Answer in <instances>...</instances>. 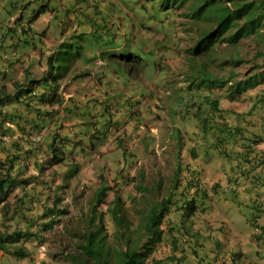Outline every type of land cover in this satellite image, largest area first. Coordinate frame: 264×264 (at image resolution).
Instances as JSON below:
<instances>
[{
    "label": "clouds",
    "instance_id": "9594fccd",
    "mask_svg": "<svg viewBox=\"0 0 264 264\" xmlns=\"http://www.w3.org/2000/svg\"><path fill=\"white\" fill-rule=\"evenodd\" d=\"M57 1L58 0H0V46L1 42H4L0 51H9V54H7L9 56H0L3 62L0 64V70L7 74L5 78L0 77V84L8 86L11 89L13 82H24L26 74L23 79L19 78L13 80V73H15L19 64L25 62L26 58H28L32 52H38V55L34 57V61H40L42 59L46 65V59L49 55L55 51L62 42L69 40L73 36L74 39L71 44L82 45V51L84 52V57L73 62L70 74L60 82L61 86L58 94L61 96L60 100L62 103H58L53 107V111H57L58 116L54 120H49L52 122L43 129L42 134H35L34 137H32V140L43 141L44 139L50 138L52 131L57 132L68 144V149L65 150L69 155L68 159L65 162H61L60 159L54 160L51 156H45V158H42L38 163H34V161H21V163L17 165L16 172L19 178L27 181V183H22L21 186L13 187L6 201L0 203V231L8 232L13 231L12 226L16 223V221L8 222V219L18 212L25 211L27 212V216L31 217L29 215L31 209L27 207L28 201H37L38 204L41 205L43 211L46 205L42 200L49 199L48 206L50 209L55 208L57 211H65L64 214L59 213L55 218L53 229H47L44 226L48 221V218L45 220L41 219L44 213H42L39 219L31 217L33 223H21L19 230L25 234L26 232L28 234L31 233L29 238L24 237L20 242V245L24 247L23 249L27 251L30 256L21 258L15 256L13 253H7L4 250L0 251H3L8 257L12 255L18 262L23 264H26L22 262L26 259L30 260L32 264H36L38 261L40 264H53L54 261L48 259L47 248H45V245L49 242V235L45 233L57 230L56 227L60 225L62 221L61 227L66 230L67 237L62 239V241H66L63 248L61 247V254L67 259V264H71L68 255L70 253L73 254L72 250L75 251V244L70 240L71 234L74 233L78 238L83 239V234L86 232L97 230L96 223L89 222L94 204L98 205L96 214L103 216L105 224L103 232L108 233L110 241L112 231L114 230L109 232L107 228L108 225L112 226V224L114 225L113 228H116L117 224L114 215L129 222L128 217L131 209L133 208L136 210L138 206L140 208V216L143 223V218H145L147 210L153 205L148 206L143 202V198H146V194H159L161 190H163L165 194H163L161 199L157 202L169 197V192L175 187L174 181L178 163L182 168V173L179 177V189L175 192L176 203L173 204L172 213H170V215H173L178 208L179 193L182 189H187L186 187L189 183H196L199 181L201 185L209 191L211 196L216 195V191H220L223 186H231V180L229 183H226L220 178L222 176L220 167L226 161L234 160L228 159L227 157V153L229 152L227 149H230V146L228 144H222L221 147H219L216 143L217 140L222 137L223 129L230 126L231 121L235 117L233 113L235 115H242L251 107V104L246 110L228 107V102L230 101L226 100L225 96H222L228 86L218 89L211 88L208 87V82L203 81L204 79L214 78H220L222 79L221 81H223L232 75H242V73L238 72V69L242 67L245 62H241L238 65H234L232 62L224 64L223 59L236 57H243L245 59L248 55H250L252 59L254 52L238 50L241 44L250 39L244 40L234 48V51L227 43H222V53H216L211 57V60H209L210 65L207 71L203 73L200 71V61H195L196 65L190 66V53L188 51L192 46V40L198 33L202 32L201 27H199L200 30L187 29L183 25V22L185 23L188 21L182 13L184 8H178L175 11V15L161 16L160 19L148 29L147 33L141 34V29L139 28V31L136 32L137 35L144 36V38L137 42L136 45L141 46V49L138 51H125V56L129 54L128 58H131L129 60L115 57L109 61L107 60V63H115V61H117L121 64L118 68L113 69L105 64L102 55L106 52L111 53L114 51L96 50L100 45L98 42L99 38L102 37V33L112 31V28L108 25V16L112 13V10L110 7H106V1L114 2L115 0H66V4L64 3L65 0H60V5L56 8L54 4H57ZM47 4L52 6L53 10H47ZM79 5L83 6L81 8V16L87 18L85 24L79 23L81 16L79 17L75 10L73 12L69 10L70 8H77ZM148 6H150V4H148ZM25 7H28L26 16L24 12ZM161 8L162 7H159V9ZM86 9H89L90 12L86 11ZM97 11H99L98 14L101 11L102 13L105 12V15L100 18L104 23L95 34L90 19L95 16ZM30 13L33 19L36 17L34 20L36 27L38 29L47 30L44 44L40 46L37 45L35 48L23 46L25 44L19 43L17 32L15 34L7 33L11 32L9 29L17 31L21 25H31L32 20ZM180 18L183 19L182 22L179 21ZM168 20L174 23L169 29L166 26ZM17 22L20 24L18 27L16 25ZM188 22L190 23V21ZM65 23L74 25L73 33L70 31L64 33L62 30H59V26ZM176 26H181L188 35L184 46H181L178 37H175L176 33L172 32L176 29ZM84 30H87L90 34V37L87 39L80 34ZM18 32H20V30ZM4 34L11 35L10 40H8L9 35L3 38L2 35ZM51 41H54V44H51ZM165 41H167V45H165ZM175 43H177L179 51H172L175 48L172 49ZM12 44L20 45L13 48L10 46ZM152 46L155 47L154 50H149L148 48ZM139 51L140 58H138V60H142L143 62H156L157 60H161L170 65L169 71L171 78L167 81L166 85L162 87L156 86L155 79L158 69H150L141 61L136 60L135 57L138 55ZM237 52H240L239 56H237ZM114 53L115 56L118 55V51ZM178 57H184V60L186 59L184 65L181 67H177L173 63ZM11 58H20V61L19 63H14L15 66L8 68L9 59ZM246 60L249 61V59ZM102 65L105 66L104 71H101L98 67ZM26 69L28 68L26 67ZM182 71H185L189 77V82L185 86L181 85L178 80V77L183 75ZM46 73L47 65L45 75ZM65 81H67L69 85H66V83H64ZM7 82H9V84ZM143 86V94H140L139 90ZM67 89L71 93H68ZM186 94H188L187 97H185ZM32 95L35 94L33 93ZM207 95L216 99L219 109H221L222 112L217 113L216 107H210L211 105L209 106L206 102L202 105L201 102L204 100L200 99L202 97L205 98ZM184 99H187L186 104L192 105V110L188 111L186 114H183L181 111L175 112V106L183 103ZM161 102L164 104L165 108H163ZM238 102L236 101L232 104ZM73 103L76 104V110L75 112L68 113V108L73 111ZM139 104L142 105L141 109L131 111L133 105ZM157 108L159 111L156 110ZM89 109H91V111ZM80 110L83 112L94 111L90 117L91 124L89 128H87L83 116L77 113ZM155 115L157 118H164L163 121L158 122L156 127L147 128V121ZM143 116H145L144 124L140 122ZM171 120L179 124L185 123L188 129L199 130L201 133L199 140H188L184 136L177 140L174 136L175 133H171ZM53 122H55V124ZM178 129L181 130L180 128ZM18 136V134L15 135V138ZM170 138L174 141V146L168 149V146L171 145ZM5 139L7 142L10 140L8 138ZM88 141L91 142V145H88ZM202 149L204 150L205 158H208L211 162H205L203 171H198L197 175H194L189 172L187 168L189 164L200 159L202 156ZM188 151L191 152L192 159L187 157ZM97 153L105 158L107 164L105 163L104 167H102L99 161L92 160L93 157H96ZM214 154H218L221 157L220 165L218 159L213 158ZM78 157L81 159H78ZM87 158L89 162L86 163H89L92 168L96 167L99 171V175L95 178L98 179L100 183L94 191L93 199L88 206V212L77 214L76 207H78V195L75 198L73 193L70 194L72 185H78L82 182L81 180L84 181V179H86L85 182H88L87 187L91 193L93 192V182L89 179L91 176L84 173L87 166L84 160H87ZM158 160L168 161L171 165V171H173L171 177L168 175L170 183L169 186L165 188H161L160 182H158L155 187L147 184L148 168L152 165V162L154 163ZM211 163H217L218 165L216 168L213 167L210 170L209 165ZM62 166L67 167L63 173L60 171V167ZM105 168L107 171H105ZM71 170H73V174L68 175ZM28 174L31 175L27 177ZM231 174L233 180L238 182L242 181L243 177L241 174L233 172H231ZM110 175H114L115 178L111 180L109 178ZM193 176L197 177L194 178ZM184 178L185 181L183 180ZM203 178L208 179V182ZM209 183L213 184L209 185ZM217 183H220V186L215 188ZM17 189H19L18 194H16ZM81 189L82 191L79 194V198L83 197L84 193L87 192L84 185L81 186ZM34 192L36 194H34ZM13 194L18 197L13 199L14 202L11 203L10 200L12 198L10 197H12ZM189 194H193V192ZM70 208L74 209L71 216H69ZM81 208L84 207L82 206ZM196 216L197 215L192 217L191 220H188L187 223L189 224L191 221L195 222L194 218ZM69 217H73L76 225L72 223L71 227L66 228L64 221ZM260 222L264 223V213L260 218ZM8 225L11 226L9 227ZM130 225L132 229L136 231L133 225L129 224V226ZM163 225V228L166 230L168 222L166 221ZM137 227L138 225L136 228ZM190 227L193 229V227L195 228L196 226L192 225ZM222 227L226 230L224 224ZM192 232H194V230H192ZM32 233H34V236ZM254 233L255 231L252 228V233L250 235V239H252L251 245L255 248L256 255L259 257L258 253L262 250L253 239ZM169 237L172 236L166 234L163 242L159 244V247L154 253L155 259L164 260L170 255L172 239ZM220 238L224 241L226 246H228L226 238L223 235ZM30 242H35V244H37L36 246H39L41 251H45L43 253L45 256H43L42 259L38 260L36 252L29 251L25 247L24 244ZM165 246L168 248H165ZM159 254H162V256H159ZM202 257L205 262H203V259H201L200 262L201 264H205L212 256L208 255ZM257 264H259V262Z\"/></svg>",
    "mask_w": 264,
    "mask_h": 264
},
{
    "label": "trees",
    "instance_id": "16d2710c",
    "mask_svg": "<svg viewBox=\"0 0 264 264\" xmlns=\"http://www.w3.org/2000/svg\"><path fill=\"white\" fill-rule=\"evenodd\" d=\"M162 8L174 5V11L184 8L183 14L190 23L183 22L187 29L200 30L192 40V46L188 49L191 61L190 66H194L195 61H200V71L205 72L210 65L209 59L214 54H221V44L227 43L233 51L244 40L250 39L258 49L253 53L250 64H253L255 73L251 75H232L228 79L221 81L220 78L204 79L208 82V87L225 88V99L231 103L238 102L245 94H252L250 97L251 107L242 115L235 116L231 124L223 129L222 137L217 140L216 145L228 144L230 149L227 153L228 160L221 167L220 171L230 170L243 177L242 181L231 180V186H223L220 191H216L217 196H221L225 202L234 201L240 210L248 209L251 217L247 218L249 225L254 229L253 239L263 250L258 253V258L264 261V223L260 218L264 213V0H162ZM25 7V16L27 14ZM47 10H53L47 4ZM46 11V10H44ZM98 12L95 13L90 21L91 25L97 26V31L104 21L100 20ZM31 14V13H30ZM33 14V10H32ZM31 14V25H21L17 31L7 32L15 34L17 32L18 42L27 47H37L44 44L47 30L38 29ZM165 23V22H164ZM169 29V27H167ZM20 30V32H18ZM9 34L2 35L3 38ZM74 36L62 42L46 59L47 73L41 79L32 77L26 70L24 82H13L12 88L0 84V203L5 202L11 194L13 187L21 186L27 181L20 179L16 172L17 165L21 161H34L38 163L45 156H51L54 160L65 162L69 155L66 153L68 144L65 139L57 132L52 131L50 138L43 141L32 140L35 134H42L43 129L58 116L54 106L61 104L58 94L61 86L60 82L67 78L71 72L74 61L84 57L82 45H72ZM175 39V38H174ZM173 39V40H174ZM172 40V41H173ZM167 45V41L164 42ZM4 42H1L3 46ZM20 44L10 45L16 48ZM0 46V48H1ZM139 46V45H138ZM177 46L175 43L172 49ZM165 48V47H164ZM163 48V49H164ZM169 48V47H168ZM141 46L136 47V50ZM149 50L154 48L149 47ZM9 54V51H0V56ZM115 53H104L102 58L105 64L111 68H118L121 64L107 63V60L121 58L129 60L124 56L114 55ZM240 52H237L239 56ZM0 57V58H1ZM20 58L9 59L8 68L14 63H19ZM114 62V61H111ZM232 62L238 65L241 62H249L242 58H225L224 64ZM6 72L0 70V77L5 78ZM256 90V91H254ZM35 95H32V94ZM202 105L206 102L210 107L219 109L218 102L212 96L207 95L201 98ZM72 110L67 109L68 113L75 112L76 104H72ZM91 111V109H89ZM77 112L82 115L87 128L91 124V114L93 112ZM228 112V111H227ZM55 124V122H53ZM59 125V124H58ZM19 135L15 138V135ZM5 138L10 139L8 142ZM64 142V143H63ZM3 156V157H1ZM231 161V162H230ZM182 168L178 163L176 169L175 187L169 192V197L153 204L143 218V223L137 227L136 233L128 221L114 215L117 224L110 236L104 233L105 224L103 216L96 214L98 205L94 204L91 211L90 223H96L97 230L83 234V239L78 238L72 233L70 240L75 244V251L69 254L71 264H201L202 256H212L205 264H235L240 259L241 253L236 251L228 252L226 244L216 235L213 230H201L200 223L192 222L191 213L187 211L191 198H200V204L208 200L210 193L198 181L192 182L182 189L179 193V204L177 210L172 213V206L176 203L175 192L179 189V177ZM71 170L68 175H72ZM65 175V176H68ZM196 175V174H194ZM196 178L197 176H193ZM220 183L215 185L218 188ZM193 194H189L192 193ZM5 198V199H4ZM46 207L43 209L42 220L48 218L45 223L47 229H53L55 218L59 213L57 209L49 208V199L42 200ZM207 202V201H206ZM193 205L197 209L196 199ZM44 205V206H45ZM204 207H202V210ZM14 217L18 220L17 224L31 222L32 218L27 216V212L21 211L8 219L12 222ZM168 222L166 230L164 223ZM104 224V225H103ZM103 225V226H102ZM196 226L195 228L190 226ZM8 229V228H7ZM141 230V231H140ZM194 230V232H192ZM197 230V231H195ZM224 231V227L220 229ZM71 231V230H70ZM102 233V235H101ZM31 234V233H30ZM30 234L23 233L19 228H14L12 232L0 231V250L13 253L15 256L25 258L30 256L20 245L22 238L30 237ZM34 236V233H32ZM172 236L171 253L164 260L155 259L154 253L163 242L165 235ZM180 235V236H178ZM37 236V235H36ZM40 238V237H38ZM179 251V252H178ZM179 254V256H178ZM203 262L205 260L203 259ZM260 264V262H259Z\"/></svg>",
    "mask_w": 264,
    "mask_h": 264
},
{
    "label": "rangeland",
    "instance_id": "374dc122",
    "mask_svg": "<svg viewBox=\"0 0 264 264\" xmlns=\"http://www.w3.org/2000/svg\"><path fill=\"white\" fill-rule=\"evenodd\" d=\"M101 1V0H100ZM99 1V2H100ZM60 0L57 1V4H54L56 8L60 5ZM66 4V0L64 1ZM107 8H111L112 13L108 16V25L110 28H112L111 32H103L102 37L99 38V46L96 51H118L119 56H124L126 58L129 57V54L125 56V51H138L136 50V47H139L136 45L137 42L141 41L144 36L137 35L136 32L139 31V28L141 29L140 33L145 34L147 33L148 29L156 23L157 20L160 19L161 16H170V15H175L176 12L174 11V5L167 6L165 8L159 9L161 7L163 1L162 0H115L114 2H108L106 1ZM150 4V6H148ZM82 5H79L77 8H70L69 10L73 12L74 10L77 12L76 14L80 17L81 12H82ZM86 8V6H85ZM159 9V10H158ZM86 11L90 12L89 9H86ZM156 11V12H155ZM100 15V18L105 15V12L102 13V11L98 14ZM76 19L75 17H73ZM85 16H81L79 23L85 24L86 21ZM182 18L179 19L180 22H182ZM174 23L170 20L166 22L167 27H172ZM73 26L72 24L65 23L61 26H59V30H62L64 33L67 31H70L73 33ZM93 32L96 34L97 33V26L95 24L92 25ZM176 29L173 30V33H176V38L178 37V41L180 42L181 46H184L186 44V38L187 34L185 31L182 29L181 26H176ZM84 38H89L90 34L88 33L87 30H84L83 32L80 33ZM76 35V34H75ZM11 35H9L8 40H10ZM51 44H54V41H51ZM141 44V43H140ZM50 45V44H49ZM23 47V46H22ZM21 47V49H22ZM152 48H155L152 46ZM258 49V46L251 40H248L241 44L239 47V51H252L255 52ZM172 51H179V47L175 46V48ZM113 52V53H114ZM38 55V52H32L28 58H26V61L19 64L15 73H13V80L15 79H23L24 75L26 74V70L30 72V74L33 77H37L41 79V77L45 74L46 72V65L44 64V61L41 59L40 61L36 60L34 61V57ZM140 58V51L138 52V55L135 57L136 60ZM104 58L103 60H105ZM246 59L251 60V56L248 55ZM186 60V59H185ZM184 57H178L176 58L173 63L178 67V66H183L185 63ZM211 60V58L209 59ZM148 68L154 69L157 68L156 72V79H155V84L158 87H162L166 85L167 81L170 80L171 75H170V65L166 63L165 61L162 62L161 60H157L156 62H143ZM2 60L0 59V64H2ZM251 62H245L242 67L238 69V72L242 73L244 75H251L255 73V69L253 64H250ZM26 67L28 69H26ZM101 71L105 70V66H98ZM219 72V71H218ZM183 75L178 77L179 82L181 85H187L189 82V77L185 71H182ZM203 80V79H202ZM1 83V82H0ZM9 84V82H7ZM66 85H69L67 81H65ZM205 84V83H204ZM144 86L139 90L140 94H143ZM256 91V90H254ZM68 93H71L68 91ZM252 94L248 95L245 94L244 97L242 98L241 101L238 103L232 104L228 102V107H236L237 109L240 110H246L250 103V96ZM188 94L185 95L187 97ZM151 101V100H150ZM187 99H184V102L181 104H177L175 106L176 110L175 112H182L183 114H186L188 111H191L192 105L191 104H186ZM146 103V102H143ZM161 105L163 108H165L164 104L161 102ZM142 105H133L131 111H137L138 109H141ZM159 111V109H156ZM195 112V111H194ZM164 118L158 117L155 115L151 117L147 121V128L148 127H156L158 122L163 121ZM145 116L141 118V123L144 124ZM170 127H171V133H175V138L177 140L181 139V137H186L188 140L192 141H197L200 138V131L197 129H188L185 123H177L173 120L170 122ZM180 128L181 130H179ZM165 140V139H164ZM167 141V140H166ZM170 143L171 145L168 146L169 148H172L174 146V141L171 140L170 138ZM88 145H91V142L88 141ZM214 151V150H213ZM202 156L200 159L195 161L194 163L189 164V167L187 168L189 172L192 174H196L201 171H203L205 162L210 163L211 161L208 158H205L204 150H201ZM188 158L192 159L191 152L188 151ZM218 159L219 165L221 164V157L218 154H214V157ZM78 159H81L78 157ZM94 161H99V163L102 164V167H104L105 163V158L100 156L98 153L96 157L93 159ZM84 162H89V159L84 160ZM231 162V161H230ZM87 166L85 168L84 173L87 174L88 176H91L90 181L93 182V192L89 190L87 187V183L85 182L86 179L81 180L78 185H72V190L70 194H74V197L78 195V207H76L77 214L81 213H87L88 212V206L90 202L93 199L94 191L97 188V185L100 183L97 177L98 170L97 168H92V166L89 163H86ZM217 163H211L209 165L210 170L214 167H217ZM67 169L66 166L60 167L61 173H63ZM104 169V168H102ZM236 172H240V170L235 169ZM105 171L107 169L105 168ZM170 171V172H169ZM171 171V165L168 161H155L154 163L152 162V165L149 166L148 168V177H147V184L155 187L158 182L161 184V188H165L169 186V177L172 176ZM31 174H28L27 177H29ZM109 178L112 180L115 178L114 175H110ZM222 181H225L226 183H229L230 180L232 179V174L230 170H224L222 171V176L220 177ZM208 182V179L203 178ZM185 181V178L183 179ZM213 183H209V185H212ZM85 187L87 192L84 193L83 197L79 198V194L81 193L82 189L81 186ZM209 187V186H208ZM19 193V189L16 190V194ZM34 194H36L34 192ZM165 194L163 190L160 191L159 194L155 195H149L146 194V198H143V202H145L148 206L156 203L159 201L162 197V195ZM18 196L13 194L12 198L10 201L11 203L14 202L13 199L17 198ZM208 200L206 199L203 203L200 204L201 200L200 198H191L189 206L187 207V211H189L192 215L190 218L194 217L197 215L194 219L195 222H200V227L202 228L201 230H213L216 235H219V238L223 235L226 238V241L228 242V246H226V250L228 249V252L230 249L232 251H236L238 253H241L240 259H238L235 264H257L260 262V264H264V261H261L257 255L255 248L251 245L252 239H250V235L252 233V228L248 224V221L246 220L245 216L247 218L251 217V213L249 212L248 209H244L243 211L239 209L238 206L234 204V201H229L225 202L221 196H211L209 195ZM193 199H196V205L198 208L196 209L194 207ZM207 201V202H206ZM150 202V203H149ZM80 206V209H79ZM84 208H81V207ZM12 207V206H11ZM27 207L31 209L29 212V215L33 218L39 219L41 217L43 211L41 209V205L38 204L37 201H28L27 202ZM202 207H204L202 210ZM138 209L134 210L133 208L130 211V215L128 217L129 219V224H132L135 230L137 229L136 226H140L142 224L141 216H140V208L137 206ZM71 216L74 212L73 208L69 209ZM18 221L15 217L12 219V221ZM65 222V227L69 228L72 226V223L76 225V222L74 221L73 217H69L66 219ZM63 223V221H62ZM62 223L56 227L57 230H54V232H46V235H49V242H47V245H45V248H47L48 252V259L54 261L53 264H67V259L62 256V249L63 246L65 245V241H62V239L66 238V230H64L63 227H61ZM107 224H108V219H107ZM112 224V223H111ZM226 226V230L221 231L222 225ZM9 227L11 225H8ZM20 224H17V222L12 226V229L14 228H20ZM114 225H108V231L111 232L112 230H115L113 228ZM141 228V226H140ZM1 229V228H0ZM142 229V228H141ZM141 231V230H140ZM136 233H140L139 231H136ZM56 234V235H55ZM25 247L30 251H35L37 254L38 260L42 259L43 256H45L43 253L45 251H41L39 246L37 247L35 242H30L24 244ZM165 248H168L165 246ZM262 250V249H261ZM263 251V250H262ZM11 257H8V255L4 254L3 251H0V264H23L18 262L12 255ZM159 256H162V254H159ZM26 264H32L30 260H24L22 261ZM36 264H40L38 261Z\"/></svg>",
    "mask_w": 264,
    "mask_h": 264
},
{
    "label": "crops",
    "instance_id": "0c3cea01",
    "mask_svg": "<svg viewBox=\"0 0 264 264\" xmlns=\"http://www.w3.org/2000/svg\"><path fill=\"white\" fill-rule=\"evenodd\" d=\"M261 147L264 148V144H262Z\"/></svg>",
    "mask_w": 264,
    "mask_h": 264
}]
</instances>
